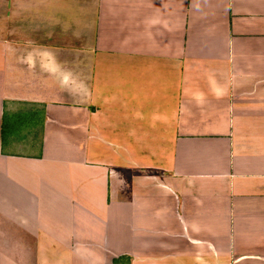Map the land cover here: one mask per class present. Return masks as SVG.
<instances>
[{
    "label": "crops",
    "instance_id": "crops-1",
    "mask_svg": "<svg viewBox=\"0 0 264 264\" xmlns=\"http://www.w3.org/2000/svg\"><path fill=\"white\" fill-rule=\"evenodd\" d=\"M0 264H264V0H0Z\"/></svg>",
    "mask_w": 264,
    "mask_h": 264
},
{
    "label": "clouds",
    "instance_id": "clouds-1",
    "mask_svg": "<svg viewBox=\"0 0 264 264\" xmlns=\"http://www.w3.org/2000/svg\"><path fill=\"white\" fill-rule=\"evenodd\" d=\"M66 79H67V77H66Z\"/></svg>",
    "mask_w": 264,
    "mask_h": 264
}]
</instances>
